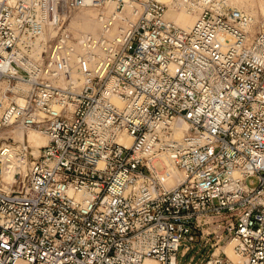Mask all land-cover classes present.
Instances as JSON below:
<instances>
[{
	"label": "built area",
	"instance_id": "built-area-1",
	"mask_svg": "<svg viewBox=\"0 0 264 264\" xmlns=\"http://www.w3.org/2000/svg\"><path fill=\"white\" fill-rule=\"evenodd\" d=\"M220 214L234 258L187 256ZM185 257L264 264V16L229 0H0V264Z\"/></svg>",
	"mask_w": 264,
	"mask_h": 264
},
{
	"label": "rangeland",
	"instance_id": "rangeland-1",
	"mask_svg": "<svg viewBox=\"0 0 264 264\" xmlns=\"http://www.w3.org/2000/svg\"><path fill=\"white\" fill-rule=\"evenodd\" d=\"M264 1V0H262ZM261 0H229V2L232 5H235L243 10H246L253 14L256 18H260L264 16L262 13V4L264 6V3ZM261 3V4H260ZM36 131H28L27 132V139L30 134H34ZM29 140V139H28ZM30 144V142H29ZM33 145L34 144H30ZM247 186H254L256 183V179L253 176H250L246 179ZM228 223L229 219L223 214L216 215L213 219L208 221L202 226V236L203 239L207 240V244L203 246H197L194 245L193 248L187 253V256L190 254H194L196 251V254L194 256L202 257L203 255H208L214 248H218V250L221 249V247L228 241ZM202 242V241H201ZM200 242V243H201ZM211 245V246H209ZM179 256V252L177 253ZM186 256V257H187ZM185 258H179V264H184Z\"/></svg>",
	"mask_w": 264,
	"mask_h": 264
},
{
	"label": "bare ground",
	"instance_id": "bare-ground-1",
	"mask_svg": "<svg viewBox=\"0 0 264 264\" xmlns=\"http://www.w3.org/2000/svg\"><path fill=\"white\" fill-rule=\"evenodd\" d=\"M262 1V0H261ZM263 3H264V1H262ZM261 4V3H260ZM262 13L264 14V6H263V4H262ZM92 12L90 11V14H91ZM169 16L178 24V25H180V26H182V27H187L190 23H191V21H192V19H193V15L192 14H190V13H187V12H185V11H183V10H177V11H175V12H172V13H169ZM258 18V17H257ZM83 27H90L91 26V21H90V18H88V17H85V19L82 21V24H81ZM28 142H30V144H34V146L33 145H31V146H33V147H37V146H41V145H43L44 144V142H45V139L38 133V132H36V133H34V134H30L29 136H28ZM123 139H125V140H128V138L127 137H124ZM161 161H162V163L163 164H165V165H168V162H167V160L163 157V158H161ZM230 246H231V242H229V241H227L222 247H221V249H222V251L224 252V254L225 255H227L228 257H230V258H234V256H233V254H232V252H231V249H230Z\"/></svg>",
	"mask_w": 264,
	"mask_h": 264
}]
</instances>
